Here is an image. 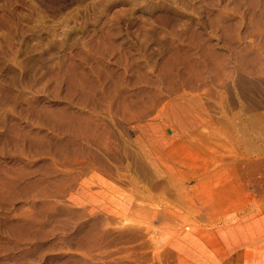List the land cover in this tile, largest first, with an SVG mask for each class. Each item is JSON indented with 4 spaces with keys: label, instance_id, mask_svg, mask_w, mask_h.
Instances as JSON below:
<instances>
[{
    "label": "rangeland",
    "instance_id": "obj_1",
    "mask_svg": "<svg viewBox=\"0 0 264 264\" xmlns=\"http://www.w3.org/2000/svg\"><path fill=\"white\" fill-rule=\"evenodd\" d=\"M238 257L264 264V0H0V264Z\"/></svg>",
    "mask_w": 264,
    "mask_h": 264
},
{
    "label": "crops",
    "instance_id": "obj_2",
    "mask_svg": "<svg viewBox=\"0 0 264 264\" xmlns=\"http://www.w3.org/2000/svg\"><path fill=\"white\" fill-rule=\"evenodd\" d=\"M242 255H243V254H242ZM238 262L240 263L239 257H238V259H237V264H239ZM241 264H243V263H241Z\"/></svg>",
    "mask_w": 264,
    "mask_h": 264
}]
</instances>
